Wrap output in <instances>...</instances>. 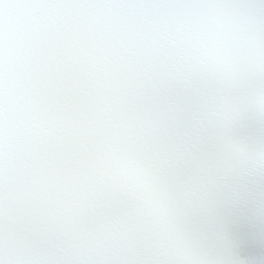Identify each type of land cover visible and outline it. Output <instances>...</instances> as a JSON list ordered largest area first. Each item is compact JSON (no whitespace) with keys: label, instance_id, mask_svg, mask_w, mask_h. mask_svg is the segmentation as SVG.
Returning a JSON list of instances; mask_svg holds the SVG:
<instances>
[{"label":"snow or ice","instance_id":"obj_1","mask_svg":"<svg viewBox=\"0 0 264 264\" xmlns=\"http://www.w3.org/2000/svg\"><path fill=\"white\" fill-rule=\"evenodd\" d=\"M0 264H264V0H0Z\"/></svg>","mask_w":264,"mask_h":264}]
</instances>
